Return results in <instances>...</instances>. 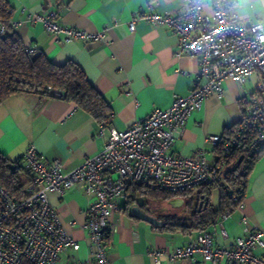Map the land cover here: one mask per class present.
I'll return each instance as SVG.
<instances>
[{"label": "crops", "instance_id": "obj_1", "mask_svg": "<svg viewBox=\"0 0 264 264\" xmlns=\"http://www.w3.org/2000/svg\"><path fill=\"white\" fill-rule=\"evenodd\" d=\"M8 0L11 7L10 24L26 46L42 50L56 64L67 60L75 62L85 73L88 81L110 104L111 117L108 128L118 130L142 120L154 109L168 108L174 96H185L195 84L198 60L178 51L177 37L164 26L139 21L135 30L128 28L130 19L140 13L156 12L174 14L181 0ZM234 11L246 16L249 21L264 24V3L260 0H232ZM47 10L57 13V20L69 27L89 32H98L109 27L106 42L75 41L65 43L56 40L40 22H26L34 14ZM203 12L211 13L208 1L203 3ZM114 21L115 26H112ZM14 26L13 23H18ZM256 77L251 76L240 85L233 79L223 82L222 95H211L201 109L191 112L180 135L175 138L171 151L178 155L193 156L205 149L208 163L215 162L213 148L205 141L210 135L226 134L241 115V91L253 92ZM101 123L71 101L46 96L34 91H20L8 97L0 105V152L11 161L21 158L32 145L45 161L58 159L63 172L80 165L86 157L103 149L105 136H98ZM211 203V188L202 193L200 189L189 192L184 203L173 208L167 201L136 194L132 204L116 200L117 209L110 219V234L107 244L109 264H156L152 254L161 251L159 264L203 263L200 254L194 260L171 261L165 252L183 247L188 239H196L203 229L191 232L179 227L164 228L158 217L178 216L189 222L186 201L203 213ZM49 200L58 212L64 230L78 240V250H68L63 260L76 264L92 257L84 228L85 211L90 203L83 191L71 187L62 195L49 194ZM207 203L198 206L199 201ZM167 204V205H165ZM138 207L147 219L132 213ZM248 224L264 231V153L258 155L247 175V187L242 201V210L234 209L224 222L228 237L223 238L217 221L220 215L205 225L214 235V243L229 245L235 237L242 235L239 223L241 215ZM255 254L264 258V248L257 247ZM204 264H209L205 262ZM218 264H229L221 258Z\"/></svg>", "mask_w": 264, "mask_h": 264}, {"label": "built area", "instance_id": "obj_2", "mask_svg": "<svg viewBox=\"0 0 264 264\" xmlns=\"http://www.w3.org/2000/svg\"><path fill=\"white\" fill-rule=\"evenodd\" d=\"M204 1L181 0L174 14L145 12L134 15L128 23L131 32L139 21L164 26L177 37L178 51L198 60L195 84L187 95L174 96L168 108L154 109L125 129L106 130L101 125L97 135L105 136L103 149L68 172L62 171L63 164L58 159L45 161L32 145L14 164L16 169L28 172L29 180L26 196L18 200L0 185V264H68L62 256L70 249H79V241L64 230L49 200L50 193L62 195L78 187L90 199L84 228L92 257L76 264H109L110 219L118 207L116 200L132 196L127 192L129 185L142 184L150 190L173 194L219 186L234 151L244 152L246 159L264 153V41L259 39L264 36V24L248 22L246 16L237 14L232 0H206L211 13L205 14ZM26 22H40L48 34L65 43H105L110 28L98 32L72 28L60 23L54 10L34 14ZM115 25L114 21L112 26ZM4 31L0 21V34ZM24 51L36 50L25 46ZM251 76L256 77L255 86L250 95L241 91L238 121L228 133L205 138L213 148V164L208 163L205 149L193 156L171 151L191 112L201 109L209 96L221 97L224 81L233 79L242 85ZM48 89L52 97H61L60 91ZM236 210H242V202ZM230 215L223 212L217 221L223 238L228 237L224 222ZM239 223L242 235L227 246L215 244L213 231L206 227L196 239H188L183 247L165 254L171 261L194 260L198 253L201 264H218L221 258L229 264H264V258L254 252L257 247L264 248V231L252 228L243 214ZM152 254L159 264L161 251L154 250Z\"/></svg>", "mask_w": 264, "mask_h": 264}, {"label": "trees", "instance_id": "obj_3", "mask_svg": "<svg viewBox=\"0 0 264 264\" xmlns=\"http://www.w3.org/2000/svg\"><path fill=\"white\" fill-rule=\"evenodd\" d=\"M67 0L65 4H69ZM150 2L155 0H148ZM11 7L8 0H0V21L4 24L5 31L0 34V105L11 95L20 91H34L46 96H51L48 88L61 92L62 99L71 101L78 108L89 113L103 126L108 124L111 117L110 104L104 99L95 87L88 81L83 70L73 61L67 60L62 64L52 62L42 50L33 53L24 51L25 44L22 38L10 24ZM57 16V13H56ZM234 126V125H233ZM228 129L227 133L230 131ZM261 152L247 156L242 151H234L228 159V168L243 157L240 166L224 175V182L219 186L201 187L202 192H208L213 187L219 190V206L214 209L209 204L203 213L197 206L192 207L186 201L189 212V222H182L178 216H167L164 228L179 227L183 231L191 232L195 229H204L205 225L214 220L215 216L223 212H232L243 201L247 187V175L254 161ZM18 160L11 161L0 152V185L14 199L26 196L25 186L29 180L26 170L14 167ZM242 169L244 172L242 173ZM231 192H229V191ZM127 192L132 196L125 199V206L132 204L136 194L148 195L150 198L167 201L174 197L185 198L189 192L173 194L166 191L147 189L142 184H131ZM192 192V191H190ZM31 264V263H23Z\"/></svg>", "mask_w": 264, "mask_h": 264}, {"label": "water", "instance_id": "obj_4", "mask_svg": "<svg viewBox=\"0 0 264 264\" xmlns=\"http://www.w3.org/2000/svg\"><path fill=\"white\" fill-rule=\"evenodd\" d=\"M240 162H241V158H239V159L236 161V163H235L234 165H232V166H230L229 168H227L226 171H225V174L228 173V172L235 171V170L238 168ZM183 201H184V200H183L182 198H180V197H174V198H171V199L167 200V203H168L171 207H173V208H178V207H180V206L184 203ZM202 204H203L204 206L207 205L206 202H204V201L201 200V201H199L198 206H201ZM131 210H132V213H133V214L137 215V216L140 217V218H144V219H147V218H148V216L145 215V214H144V213H143L138 207H136V206H133V207L131 208Z\"/></svg>", "mask_w": 264, "mask_h": 264}, {"label": "rangeland", "instance_id": "obj_5", "mask_svg": "<svg viewBox=\"0 0 264 264\" xmlns=\"http://www.w3.org/2000/svg\"><path fill=\"white\" fill-rule=\"evenodd\" d=\"M210 198H211V203L214 204V205H216L217 202H218V191H217V189L215 187L212 190V193H211V197ZM167 204H165V205H167Z\"/></svg>", "mask_w": 264, "mask_h": 264}, {"label": "flooded vegetation", "instance_id": "obj_6", "mask_svg": "<svg viewBox=\"0 0 264 264\" xmlns=\"http://www.w3.org/2000/svg\"><path fill=\"white\" fill-rule=\"evenodd\" d=\"M167 217H158V221L159 222H161V223H163V224H165L166 222H167V219H166Z\"/></svg>", "mask_w": 264, "mask_h": 264}, {"label": "clouds", "instance_id": "obj_7", "mask_svg": "<svg viewBox=\"0 0 264 264\" xmlns=\"http://www.w3.org/2000/svg\"><path fill=\"white\" fill-rule=\"evenodd\" d=\"M260 2H261V3H264V0H260ZM259 39H260L261 41H264V36H260Z\"/></svg>", "mask_w": 264, "mask_h": 264}]
</instances>
